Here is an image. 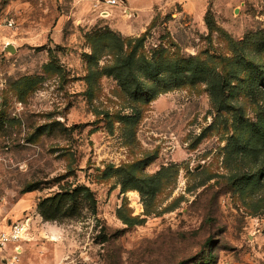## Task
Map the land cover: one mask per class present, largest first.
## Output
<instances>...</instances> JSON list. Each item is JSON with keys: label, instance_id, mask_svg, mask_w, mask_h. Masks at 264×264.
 <instances>
[{"label": "rangeland", "instance_id": "1", "mask_svg": "<svg viewBox=\"0 0 264 264\" xmlns=\"http://www.w3.org/2000/svg\"><path fill=\"white\" fill-rule=\"evenodd\" d=\"M117 2L0 0V228L28 225L16 264H264V0ZM188 61L236 71L235 96L169 69Z\"/></svg>", "mask_w": 264, "mask_h": 264}, {"label": "trees", "instance_id": "2", "mask_svg": "<svg viewBox=\"0 0 264 264\" xmlns=\"http://www.w3.org/2000/svg\"><path fill=\"white\" fill-rule=\"evenodd\" d=\"M209 16H210V14H209V11H208V12H206V15H205V18L207 19V21H208ZM208 26H209L210 29H213V26L211 24H209V22H208ZM141 37H143V36H141ZM227 60H228V62L229 61L234 62V58H229L228 59L225 56L221 57V62L222 63L227 61ZM165 64L166 63L164 61H162L160 63H154V62H151L149 60H146L144 62L146 75H148L149 77H153L155 75H158V73L160 71H162L163 68L165 69V67H164ZM252 65L259 70L260 82L261 83L264 82V66H262L260 63L252 64ZM169 69L173 70L176 73V75H181L182 72H184L185 69L188 70V71H191L193 74H195L197 72H202V73L205 72V73H207L208 75H210V80H209V84H210V88H211L210 92H211L212 96L215 97V99L218 100V101L221 100L220 99V94L224 93L225 90L227 91V86L230 88V89H228V96L230 98L235 96V89L237 88V86L236 85H231V83H232L231 80H232L233 77L238 76L237 75L238 73L236 71H233V70L229 69V68H226L225 69L226 71L222 70V73H220L219 75L215 76L214 78H212L211 74H210L212 69L210 70V69H208V67L205 68L203 66L200 67L198 62H194V63H191L189 61L187 63H184V62H173V64H171ZM224 100H225L226 103L230 104V102L227 99V96L224 98ZM259 132H260V136L264 137V129L263 130L260 129Z\"/></svg>", "mask_w": 264, "mask_h": 264}, {"label": "built area", "instance_id": "3", "mask_svg": "<svg viewBox=\"0 0 264 264\" xmlns=\"http://www.w3.org/2000/svg\"><path fill=\"white\" fill-rule=\"evenodd\" d=\"M108 4H117V0H106ZM9 26H14L13 21L9 22ZM28 232V225L25 222L15 221L9 224L6 228H0V252L13 246L12 259L6 260L5 264H16L19 261L18 255L20 253L19 242L26 238Z\"/></svg>", "mask_w": 264, "mask_h": 264}, {"label": "water", "instance_id": "4", "mask_svg": "<svg viewBox=\"0 0 264 264\" xmlns=\"http://www.w3.org/2000/svg\"><path fill=\"white\" fill-rule=\"evenodd\" d=\"M7 49L11 50L12 52L15 51V47H14L13 44H11V43H9V44L7 45Z\"/></svg>", "mask_w": 264, "mask_h": 264}, {"label": "crops", "instance_id": "5", "mask_svg": "<svg viewBox=\"0 0 264 264\" xmlns=\"http://www.w3.org/2000/svg\"><path fill=\"white\" fill-rule=\"evenodd\" d=\"M121 30H122V29H121ZM7 226H9V224H8ZM7 226H6V227H7ZM6 227H3V228H6ZM3 228H1V229H3Z\"/></svg>", "mask_w": 264, "mask_h": 264}]
</instances>
